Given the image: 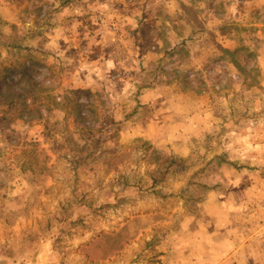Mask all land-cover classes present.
<instances>
[{
    "label": "rangeland",
    "instance_id": "obj_1",
    "mask_svg": "<svg viewBox=\"0 0 264 264\" xmlns=\"http://www.w3.org/2000/svg\"><path fill=\"white\" fill-rule=\"evenodd\" d=\"M0 264H264V0H0Z\"/></svg>",
    "mask_w": 264,
    "mask_h": 264
},
{
    "label": "trees",
    "instance_id": "obj_2",
    "mask_svg": "<svg viewBox=\"0 0 264 264\" xmlns=\"http://www.w3.org/2000/svg\"><path fill=\"white\" fill-rule=\"evenodd\" d=\"M27 69H24V71L26 72ZM36 84H34L35 86ZM33 101H36V96L33 97Z\"/></svg>",
    "mask_w": 264,
    "mask_h": 264
}]
</instances>
